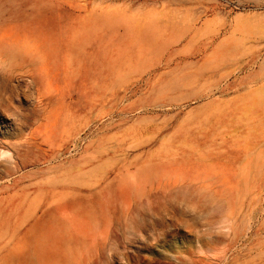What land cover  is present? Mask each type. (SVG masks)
Segmentation results:
<instances>
[{
    "label": "rangeland",
    "instance_id": "obj_1",
    "mask_svg": "<svg viewBox=\"0 0 264 264\" xmlns=\"http://www.w3.org/2000/svg\"><path fill=\"white\" fill-rule=\"evenodd\" d=\"M0 264H264V0H0Z\"/></svg>",
    "mask_w": 264,
    "mask_h": 264
},
{
    "label": "crops",
    "instance_id": "obj_2",
    "mask_svg": "<svg viewBox=\"0 0 264 264\" xmlns=\"http://www.w3.org/2000/svg\"><path fill=\"white\" fill-rule=\"evenodd\" d=\"M226 43H227V41H226ZM215 48H216V47H215ZM215 48H214V49H215ZM217 48H218V50H219V49L221 48V46H218ZM222 65H223V63L221 62L220 66H222ZM218 66H219V64H218ZM216 67H217V66H216Z\"/></svg>",
    "mask_w": 264,
    "mask_h": 264
}]
</instances>
